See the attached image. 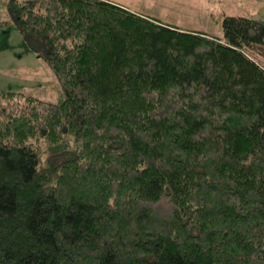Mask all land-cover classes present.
<instances>
[{
  "label": "trees",
  "instance_id": "1",
  "mask_svg": "<svg viewBox=\"0 0 264 264\" xmlns=\"http://www.w3.org/2000/svg\"><path fill=\"white\" fill-rule=\"evenodd\" d=\"M7 10L63 97L0 89V264H264V21Z\"/></svg>",
  "mask_w": 264,
  "mask_h": 264
},
{
  "label": "rangeland",
  "instance_id": "2",
  "mask_svg": "<svg viewBox=\"0 0 264 264\" xmlns=\"http://www.w3.org/2000/svg\"><path fill=\"white\" fill-rule=\"evenodd\" d=\"M118 1L164 22L210 33L221 32L219 19L225 14L245 15L264 21V0ZM7 2L0 0V89L23 91L46 100L59 101L63 92L58 78L44 58L25 42L8 13Z\"/></svg>",
  "mask_w": 264,
  "mask_h": 264
},
{
  "label": "crops",
  "instance_id": "3",
  "mask_svg": "<svg viewBox=\"0 0 264 264\" xmlns=\"http://www.w3.org/2000/svg\"><path fill=\"white\" fill-rule=\"evenodd\" d=\"M112 1L127 6V4H125V3L121 2V1H118V0H112ZM198 2H199V1H198ZM201 3H203V2H201ZM128 7H129V6H128ZM131 9L134 10L133 8H131ZM134 11H136V12H140L139 10H134ZM140 13H144V12H140Z\"/></svg>",
  "mask_w": 264,
  "mask_h": 264
}]
</instances>
